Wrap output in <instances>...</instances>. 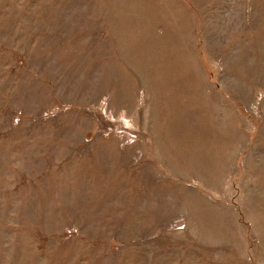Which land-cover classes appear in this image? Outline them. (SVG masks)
Returning <instances> with one entry per match:
<instances>
[{"label": "rangeland", "instance_id": "rangeland-1", "mask_svg": "<svg viewBox=\"0 0 264 264\" xmlns=\"http://www.w3.org/2000/svg\"><path fill=\"white\" fill-rule=\"evenodd\" d=\"M0 264H264V0H0Z\"/></svg>", "mask_w": 264, "mask_h": 264}]
</instances>
